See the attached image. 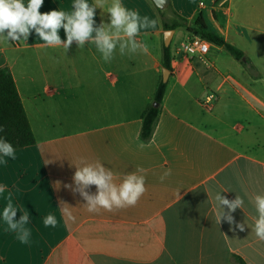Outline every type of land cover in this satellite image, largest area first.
<instances>
[{
  "label": "crops",
  "instance_id": "1",
  "mask_svg": "<svg viewBox=\"0 0 264 264\" xmlns=\"http://www.w3.org/2000/svg\"><path fill=\"white\" fill-rule=\"evenodd\" d=\"M73 2L44 0L40 12L68 11ZM110 3L96 9L97 25L110 23ZM122 4L142 17L158 16L149 0ZM171 4L189 21L202 14L244 59L214 44L205 60L191 58L178 52L191 37L185 29L173 30L172 71L147 141L141 138L142 116L154 105L164 69L161 20L155 32L141 31L149 37L147 54L122 56L117 50L110 63L92 44L78 48L74 42L65 52L45 47L34 31L27 42L0 41V69L12 73L36 137L34 145L15 149V159L4 157L7 164H0V184L7 186L0 196V264H238L235 257L264 264V241L253 230L254 196L264 195V0ZM59 35L66 39L63 29ZM210 92L218 96L211 111L224 107L228 118L238 113L246 124L215 114L207 118L204 112L211 111L202 102ZM142 142L150 146L140 149ZM80 160L99 161L116 183L143 168L147 191L135 207L89 213L86 201L65 187L73 184ZM166 169L172 174L161 182ZM89 191L94 194L95 186ZM9 192L19 209L15 219L30 214L27 244L2 220ZM218 192L243 199L232 216L245 224L244 231H233L223 219L218 223ZM61 202L75 222L62 215ZM50 213L58 220L55 228L43 224Z\"/></svg>",
  "mask_w": 264,
  "mask_h": 264
},
{
  "label": "clouds",
  "instance_id": "2",
  "mask_svg": "<svg viewBox=\"0 0 264 264\" xmlns=\"http://www.w3.org/2000/svg\"><path fill=\"white\" fill-rule=\"evenodd\" d=\"M107 0H95L90 4L88 0H74L71 9L52 10L41 13L40 8L44 0H0V41L3 42H27L34 31L45 47H62L67 52L75 42L78 48L86 44H92L101 54L105 63H110L117 50L120 55L147 54L149 45L137 39L142 30L155 29L157 19H150L147 15L141 16L136 10H130L122 4V0H111L107 7L110 23L101 21L96 24L95 15L97 8H103ZM63 29L66 39L62 40L59 32ZM3 128L0 127V132ZM146 145L143 142L139 148ZM4 157L15 159V148L3 137H0V164H7ZM75 166L72 177L73 184L65 185L73 193H78L84 201L89 213H99L101 209L112 212L127 207H135L140 198L147 191L145 187V169L138 168L123 176L120 183L115 182L112 170L106 168L99 161L88 162L80 160ZM172 174L171 169H166L160 176L161 182ZM74 185V187H73ZM95 186L96 192L90 193L89 189ZM7 191V186L0 184V196ZM227 192V191H224ZM7 201L2 210V220L6 230L15 232L17 239L24 244L29 243L31 231L26 227L30 223V214L23 211L17 221V211L13 204L12 194L9 192L4 197ZM218 223L225 220L229 225H234L235 231L245 230L244 223H235L232 213L236 209L243 208L244 201L236 195L234 200H229L218 192L215 195ZM61 213L67 220L75 222V216L70 206L64 202ZM254 205L258 217L254 221V232L260 241H264V195L254 196ZM224 207L228 209L225 212ZM43 224L45 227L55 228L58 220L54 214H48Z\"/></svg>",
  "mask_w": 264,
  "mask_h": 264
},
{
  "label": "trees",
  "instance_id": "3",
  "mask_svg": "<svg viewBox=\"0 0 264 264\" xmlns=\"http://www.w3.org/2000/svg\"><path fill=\"white\" fill-rule=\"evenodd\" d=\"M154 6L160 13L163 29L165 31L179 28L185 29L191 38L201 37L211 44L223 47L236 60L243 61V51L211 30L202 14L195 20L189 21L187 18L178 14L172 4L165 10L159 9L155 4ZM172 59V44L166 47L163 43L162 65L164 69L172 71ZM167 87L168 81L164 82L162 75L154 94V103H159V106L155 107L151 105L142 116L143 124L141 138L144 141L152 137L156 121L161 112L160 105L166 94ZM0 127L3 128V131L0 132V137L8 140L15 149L32 146L36 143L34 131L28 119L12 73L8 68L0 69ZM235 258L238 264H245L239 257Z\"/></svg>",
  "mask_w": 264,
  "mask_h": 264
},
{
  "label": "built area",
  "instance_id": "4",
  "mask_svg": "<svg viewBox=\"0 0 264 264\" xmlns=\"http://www.w3.org/2000/svg\"><path fill=\"white\" fill-rule=\"evenodd\" d=\"M211 43L201 37L189 38L185 43L181 45L178 52H182L191 58H198L199 60H205L206 55L210 51ZM218 96L214 92H210L205 100L202 102V107L205 111H211Z\"/></svg>",
  "mask_w": 264,
  "mask_h": 264
},
{
  "label": "rangeland",
  "instance_id": "5",
  "mask_svg": "<svg viewBox=\"0 0 264 264\" xmlns=\"http://www.w3.org/2000/svg\"><path fill=\"white\" fill-rule=\"evenodd\" d=\"M150 1V3L154 6V4H153V2H152V0H149ZM132 3H135L134 1L132 2ZM137 6L139 7V9H140V12H143V7H141L140 5H139V3H137ZM154 9H155V11L158 13V16H159V18H158V16L156 15V19H157V21H158V24H157V27L155 28V29H149L151 32L153 31V32H155V30L156 29H158L159 28V26H160V23H161V16H160V13L157 11V9H156V7L154 6ZM149 36V35H148ZM137 39H139V40H142V41H144V42H146L148 45H149V37H147V36H145L142 32H141V35L137 38ZM159 41L161 42H163L164 41V34L161 36V37H159ZM246 49L247 50H249L250 51V54H253V51H254V48L253 47H246ZM142 54V53H141ZM252 60H254L253 58H252ZM256 60H259V59H256ZM143 61H144V66H149V61H148V59H147V56H145V58L143 59ZM207 95V94H206ZM206 95L204 96V98H203V101L205 100V98H206ZM223 107V106H222ZM205 111V110H204ZM226 110H224V107L223 108H221V107H216L213 111H211V112H208V113H206V112H204V115L208 118V117H210V115H212V114H215V115H217V116H221V118L222 119H226V120H224L225 122H229L230 124H237V125H245L246 123H245V121H244V119L241 117V115L240 114H238V113H234L235 114V116L236 117H227V115L228 114H230L229 112H228V114L225 112ZM223 116V117H222Z\"/></svg>",
  "mask_w": 264,
  "mask_h": 264
},
{
  "label": "water",
  "instance_id": "6",
  "mask_svg": "<svg viewBox=\"0 0 264 264\" xmlns=\"http://www.w3.org/2000/svg\"><path fill=\"white\" fill-rule=\"evenodd\" d=\"M152 1L161 10L167 9L171 4V0H152ZM173 35H174L173 30H168V31L164 32V44L166 47L170 46ZM162 74H163V81L167 82L168 78H169L170 71L167 69H163ZM154 106L158 107L159 103H154Z\"/></svg>",
  "mask_w": 264,
  "mask_h": 264
}]
</instances>
